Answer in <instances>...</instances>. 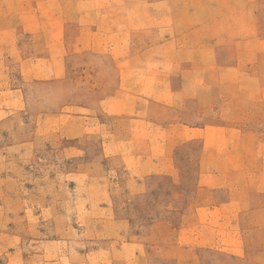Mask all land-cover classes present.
I'll list each match as a JSON object with an SVG mask.
<instances>
[{
	"label": "rangeland",
	"instance_id": "rangeland-1",
	"mask_svg": "<svg viewBox=\"0 0 264 264\" xmlns=\"http://www.w3.org/2000/svg\"><path fill=\"white\" fill-rule=\"evenodd\" d=\"M80 10L102 38L68 53L64 74L27 79L12 64L0 74V264H129L136 241L144 264H259L247 236L231 253L216 236L179 234L187 226L248 231L258 221L243 210L197 218L199 204L186 199L194 162L185 161L179 180L147 177L137 187L118 156H107V137L111 125L119 133L116 112L130 108L112 96L119 80L130 86L141 69L148 88L155 51L193 52V66L209 67L211 95L239 94L246 106L249 68L264 70V0H95ZM108 51L145 55L108 58ZM224 116L232 118L231 107ZM198 146L186 144L181 157Z\"/></svg>",
	"mask_w": 264,
	"mask_h": 264
},
{
	"label": "crops",
	"instance_id": "crops-1",
	"mask_svg": "<svg viewBox=\"0 0 264 264\" xmlns=\"http://www.w3.org/2000/svg\"><path fill=\"white\" fill-rule=\"evenodd\" d=\"M90 3L95 0H0V74L6 75L11 64L27 79L64 74L68 53L76 52L79 44L85 46L102 38L96 34L97 28L79 18L81 6ZM144 55L107 52L108 58L119 59ZM150 55L155 66L147 72L151 77L149 87L141 69H136L139 74L133 84L128 86L120 79L114 90L118 93L112 94L121 108H130L119 110L111 119L118 122L119 133L109 121L114 134L107 137V156H118L121 170L129 180L136 181L137 187H143L147 177L179 180L187 168L185 161L194 162L195 189L186 199L199 204L197 218L206 210L216 213L219 219L235 218L234 213L243 210L258 221L248 231L219 227L212 232L187 226L179 234L216 236L219 246L231 253H236L241 236H247L248 249L255 252L259 264H264V128L260 126L264 124V70L249 68L245 106L239 94L233 93L226 101L211 95L216 87L208 79L209 67L193 66L197 59L193 52L155 51ZM116 69L119 74L124 70ZM259 73L260 82H253L252 75ZM124 90L130 91V102ZM145 90L150 97L142 93ZM257 91L261 92L258 96ZM144 102L150 108L147 112L143 110ZM229 107L232 118L225 120L224 112ZM195 142L198 148L188 152L190 158L183 159V147ZM229 178L230 189L225 193ZM140 245L136 241L134 258L127 263L144 264V248Z\"/></svg>",
	"mask_w": 264,
	"mask_h": 264
}]
</instances>
